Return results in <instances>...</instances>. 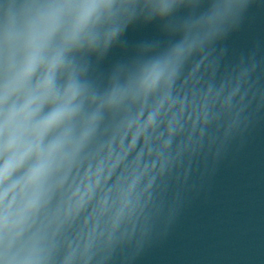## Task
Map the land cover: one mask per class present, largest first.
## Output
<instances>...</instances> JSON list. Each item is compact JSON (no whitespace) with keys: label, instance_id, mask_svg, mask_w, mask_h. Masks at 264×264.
Returning <instances> with one entry per match:
<instances>
[{"label":"water","instance_id":"1","mask_svg":"<svg viewBox=\"0 0 264 264\" xmlns=\"http://www.w3.org/2000/svg\"><path fill=\"white\" fill-rule=\"evenodd\" d=\"M54 2L0 0V35ZM157 3L117 0L116 38L70 54L74 143L25 226L42 264H264V0Z\"/></svg>","mask_w":264,"mask_h":264},{"label":"clouds","instance_id":"2","mask_svg":"<svg viewBox=\"0 0 264 264\" xmlns=\"http://www.w3.org/2000/svg\"><path fill=\"white\" fill-rule=\"evenodd\" d=\"M172 6L173 0H158L155 9L164 16ZM117 14V0H56L5 22L0 35V264H42L35 243L24 240L25 226L54 167L74 143L73 122L86 90L70 54L107 47L119 32ZM165 68L161 63L147 67L141 88H155ZM117 97L114 90L108 102Z\"/></svg>","mask_w":264,"mask_h":264}]
</instances>
